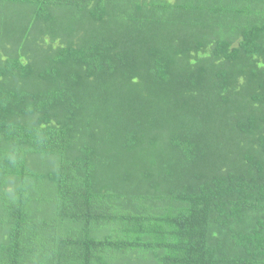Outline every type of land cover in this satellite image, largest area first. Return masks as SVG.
Returning a JSON list of instances; mask_svg holds the SVG:
<instances>
[{"label": "trees", "instance_id": "1", "mask_svg": "<svg viewBox=\"0 0 264 264\" xmlns=\"http://www.w3.org/2000/svg\"><path fill=\"white\" fill-rule=\"evenodd\" d=\"M0 264H264V0H0Z\"/></svg>", "mask_w": 264, "mask_h": 264}]
</instances>
